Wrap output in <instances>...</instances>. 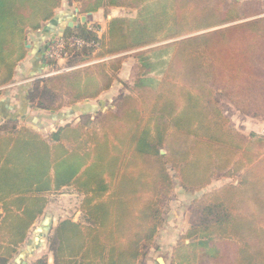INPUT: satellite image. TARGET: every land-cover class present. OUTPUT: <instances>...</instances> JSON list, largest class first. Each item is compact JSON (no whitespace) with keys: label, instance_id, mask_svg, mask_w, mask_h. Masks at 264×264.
<instances>
[{"label":"trees","instance_id":"trees-1","mask_svg":"<svg viewBox=\"0 0 264 264\" xmlns=\"http://www.w3.org/2000/svg\"><path fill=\"white\" fill-rule=\"evenodd\" d=\"M256 4L0 0V84L12 79L26 54L27 29L38 31L45 23L53 27L59 8L71 14L76 7L85 15L110 7L127 10L107 20L104 29L88 21L65 26V36L96 46L75 48L66 60L72 68L38 79L39 87L30 88L28 99L56 111L98 98L115 81L121 82L123 92L109 106L83 114L90 120L67 122L47 140L27 128L0 139V202L5 211L0 228L10 235L0 241V264L42 212L44 195L64 187L81 196L85 222L64 220L55 226L49 240L53 264H77V257L82 264H138L163 223L162 209L174 184L170 169L185 190L244 169L237 184L193 200L199 216L173 247L171 263L264 264V154L256 151L264 138L238 136L220 125L223 131L214 144L199 132L205 128L203 120L222 118L217 108L221 95L242 112L264 103V16L228 24L252 15L255 9L246 11L245 5ZM147 46L131 55L98 60ZM126 59L134 63L124 79L118 72ZM45 61L48 66L55 63L46 56ZM239 101H247V108ZM190 115L201 123H190ZM233 136L239 140L233 142ZM204 143L212 148L202 161ZM160 145L165 154L159 152Z\"/></svg>","mask_w":264,"mask_h":264},{"label":"crops","instance_id":"crops-1","mask_svg":"<svg viewBox=\"0 0 264 264\" xmlns=\"http://www.w3.org/2000/svg\"><path fill=\"white\" fill-rule=\"evenodd\" d=\"M60 11L64 10L59 8L56 13L57 17L58 12ZM100 12L101 14L105 13V16L103 15L101 20H95V22L103 24L101 27L104 29L107 20L115 16L124 15L127 10L123 7H110L106 10L99 9L95 12H90L89 15L95 16ZM71 17H73L71 14L63 12L61 13L60 17H58V21H56V24L53 27H50L47 23H45L38 31H30L28 32L29 34L27 33L29 36H31L33 33H38V35L32 40V43H28L26 40H24L29 45L28 47L24 45L23 41V45L26 49L24 58L21 59L17 64L12 79L8 83L0 84V139L9 136L11 133L20 128H27L39 132L42 138L47 140L48 135L52 131L56 130L58 127L64 125L67 122L74 121L72 119L73 117L75 119V117L78 115L92 114L93 112L100 110L101 108L97 109L96 107H101L105 104L103 101V96L109 94L116 83L119 84L118 81H115L108 90L103 91L96 99L83 100L77 104L68 107L66 106L56 111L41 109L37 107L36 104H33L32 100L28 99V91L33 86L32 81L43 78L41 75L44 74V66H46L45 51L49 46L47 44L48 41L46 42V46L42 45L45 35L50 31V39H53V35H55V33L62 31V29H65V26H68V23L71 20L69 18ZM63 19L66 20L64 26H62ZM78 25V23H74L72 27L75 28ZM143 48H148V46L118 53L112 56H106L98 60L102 61L106 58L115 56L131 55L133 52L142 50ZM133 63L134 61H132L131 64ZM127 64L128 63L124 62V65ZM129 77L130 74L124 79ZM124 89L125 88H122L121 91L123 92ZM121 91L117 95H114L112 99L118 96ZM44 197L45 203L42 212L32 223H30L22 242H20L15 247L14 252L8 258L5 264H34L37 262H41L42 264H53L54 259L50 249L49 240L52 236V232H54L53 230L55 226L64 220L81 222L82 224L85 222L82 219L83 217H81L82 214L79 209L81 196L73 189L64 187L59 191L51 190L50 192L46 193ZM6 198L9 200L10 196ZM54 201L57 206L54 207L55 211L52 209L54 206L52 205V202ZM57 202L59 205H57ZM7 207L10 209L9 204H7ZM74 208L76 213H74L75 215L73 214L72 216V209ZM11 209L15 213L18 212L13 206ZM4 214L5 211L3 209L2 202H0L1 219L5 216ZM9 223L10 222L8 221L5 224L7 225ZM3 224L4 222L0 220V225ZM182 234L183 231L180 232L179 238H181ZM9 236L10 235H8V232H6L4 228H0V241L8 240V238H10ZM157 240L158 233L154 240L155 246L150 249V254L152 256L151 259L156 260V264H161V259L156 257L158 256L157 254H166L172 257V249L177 242L175 244H167V246L163 247V244L159 245L158 243V245H156ZM77 264H82L79 263V257H77Z\"/></svg>","mask_w":264,"mask_h":264},{"label":"rangeland","instance_id":"rangeland-1","mask_svg":"<svg viewBox=\"0 0 264 264\" xmlns=\"http://www.w3.org/2000/svg\"><path fill=\"white\" fill-rule=\"evenodd\" d=\"M257 2V4L254 7H248L247 5H245L246 11L248 10H254L251 14L252 15H248L245 18L242 19H237L233 22H230L228 24H233V23H239V22H243L246 20H250L252 18H256V17H262L264 16V0H255ZM244 6V4H242V7ZM260 10V11H259ZM68 11V10H67ZM66 13L65 11H60L58 12V15L60 17L61 13ZM100 14V15H99ZM93 16V15H88L87 21L88 22H95V20H101L103 18V15L105 14H101V12ZM105 16V15H104ZM71 19V21L74 23H77L79 20L71 17L69 18ZM66 20L63 19L62 22V26H64ZM104 23V22H103ZM225 24V25H228ZM101 26L103 24H100ZM224 26V25H221ZM206 30H210V29H206ZM204 30V31H206ZM204 31H199L197 33L200 32H204ZM29 32V29H27V33ZM196 32L191 33L189 35H184L181 37H186V36H190V35H194L197 34ZM25 34V38L24 40H26L28 43H32V40L38 35V33H33L31 34V36ZM51 32L49 31L48 34L45 35V38L42 41V45L46 46V42L49 41ZM56 36L53 35V37ZM178 37V38H181ZM23 40V41H24ZM71 55H69L70 57ZM67 56V58H69ZM66 60L67 59H56L55 63H53V65L51 66H44L45 70L44 73L46 72H50L51 69H55V70H61L62 68H64L66 66ZM126 63H128L127 65H124L123 70L119 71V76L122 78H126L129 75V72H131V61L128 59H126L125 61ZM157 77L161 78V74H155ZM126 81V80H125ZM33 82V87H39V82L36 81H32ZM120 84V85H119ZM116 83L114 85V87L111 89L109 94H106L105 96H103V101H104V105H102L101 107H96L98 108H105L107 106H109L110 104V100H112V97L114 95H117L122 88H124L123 86H121V82ZM123 84V83H122ZM122 92V91H121ZM221 92V91H219ZM241 96L244 98V93L240 92ZM235 98H237V96L239 97L238 93L235 92L234 94ZM229 97L226 96H219L217 98V108L219 109L220 115L222 116V118H219L218 116H216V120L213 119H205L202 122L204 123L205 128H201L199 129V132H202L204 134H202V136L207 137V139L209 141H211L212 143H216L217 139H219V134L223 131L222 127H229L231 128V130L233 131V133L237 134L238 136L240 135H245L246 137L249 136H261L264 138V103L260 102H256L254 103L255 105H250V107L254 108V111L251 112H242L239 111L237 109V107L231 103L228 99ZM37 100H32L33 104L37 105ZM102 101V99H101ZM247 101H239V105L241 108H247L246 103ZM239 107V106H238ZM111 108V107H110ZM96 109V110H97ZM100 109V110H101ZM244 110V109H242ZM254 112V113H253ZM79 116V115H78ZM74 117L72 118L74 121H78V119H80L81 121L85 122L87 120L90 119H86L83 116H79V117ZM89 117V116H88ZM92 118V117H91ZM190 119V123L195 124V125H199L201 123V120L198 118V116H191L189 117ZM73 121V122H74ZM221 125V126H220ZM206 128H209L210 131H208ZM152 129H154V136H156L155 134V130L156 127L154 126ZM225 129V128H224ZM225 131V130H224ZM226 139H229L227 136H225ZM254 137H252L253 139ZM239 140V137L237 136H233V142H236ZM212 147L206 143H204L203 145V149L201 151V158L203 161V158L205 156V154H207V149H211ZM257 153L259 155H263L264 154V142L263 143H259L258 147L256 148ZM159 152L161 154H165L166 153V149L165 147H163L162 145L159 146ZM239 157V155L237 156ZM170 167V166H169ZM244 169L241 170H237V171H230L228 172V174H224L221 177L218 178H213L211 179L208 183H205L203 185H201L200 187L196 188V189H188L185 190L181 185H180V180H179V176L177 175V172L175 170L170 169L169 173L172 177L173 180V190L170 194V196L165 200V204L164 207L162 209V216H163V223L161 224V227L158 231V240L156 241V245L163 244V247L167 246V244H175L177 241L180 240L179 236H180V232L184 231L186 229V227H188L190 225V223L192 221H195L197 219V217L199 216V213L194 209V206L192 205V202L194 199H197L199 197H202L205 193L210 192L211 190H215L225 184L228 183H233V184H237V182L239 181L241 175L243 174ZM53 206V210L54 207L56 206L55 201L52 202ZM57 205L58 202H57ZM57 207V206H56ZM59 210V208H58ZM70 210V209H69ZM74 209H72V216L74 213H76V211H74ZM55 211V210H54ZM75 215V214H74ZM80 217V215H79ZM82 217V215H81ZM83 219V218H82ZM53 235V232H52ZM155 243V242H154ZM152 244L151 247H148L142 257V259L138 262V264H156V260L155 259H151V254H150V249L153 248L155 246V244ZM158 258L161 259L162 263L164 264H172L171 260L173 258L170 257L169 255H159L157 254ZM162 257V258H161Z\"/></svg>","mask_w":264,"mask_h":264},{"label":"built area","instance_id":"built-area-1","mask_svg":"<svg viewBox=\"0 0 264 264\" xmlns=\"http://www.w3.org/2000/svg\"><path fill=\"white\" fill-rule=\"evenodd\" d=\"M74 8L75 7H73V12H71V15L80 21L79 16L82 14H79V12H78V16H76L74 13ZM86 20H87V18H86ZM83 46L95 47L96 43H93L90 41H85V40H83L79 37H76V36H65L63 31H58V33H56V36L53 37L52 42L49 44L48 48L46 49L45 55H46V57L54 60V62H55L56 59H59V58L60 59H67V56L69 57V55H71V52L75 48L83 47ZM51 65H53V64H51ZM51 65H49V66H51ZM71 68L72 67L65 66L61 70L51 69L50 72H46V73L42 74L41 77H46V76L55 74L57 72L69 70Z\"/></svg>","mask_w":264,"mask_h":264},{"label":"water","instance_id":"water-1","mask_svg":"<svg viewBox=\"0 0 264 264\" xmlns=\"http://www.w3.org/2000/svg\"><path fill=\"white\" fill-rule=\"evenodd\" d=\"M74 13H75L76 16H78V8H76V7L74 8ZM89 14H90V13H88V14H86V15L82 14V15L79 16V17H80V21H81V23H84V22L86 21V16L89 15ZM68 26H69V27H72V26H73V22H72L71 20L69 21ZM24 45H25L26 47L29 46V45L26 43V41H24ZM160 263L163 264L161 260H160Z\"/></svg>","mask_w":264,"mask_h":264}]
</instances>
